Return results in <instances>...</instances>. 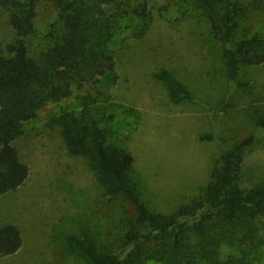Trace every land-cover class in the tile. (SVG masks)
<instances>
[{
  "label": "rangeland",
  "instance_id": "obj_1",
  "mask_svg": "<svg viewBox=\"0 0 264 264\" xmlns=\"http://www.w3.org/2000/svg\"><path fill=\"white\" fill-rule=\"evenodd\" d=\"M147 4L152 20L142 36L137 37L136 16L122 21L111 44L114 73L103 76L95 89L75 90L69 98L50 104L24 124L15 144L29 167L28 176L19 187L0 195V225L15 224L22 245L16 253L0 257V264H84L67 244L69 235L117 249L133 217L130 203L123 196L108 197L88 161L70 154L60 128L47 124L60 108L78 112V94L97 96L93 113L107 140L133 154L131 182L149 209L173 210L206 183L222 147L251 133L256 137L245 151L243 182L264 181V63L242 67L236 79H229L222 45L192 0ZM55 18L52 2L37 5L36 32L28 39L32 50L48 43L46 34ZM244 32L264 35V11L250 13ZM14 38L0 5V52ZM162 69L184 84L191 97L177 101L167 83L153 74ZM231 251L224 246L221 254Z\"/></svg>",
  "mask_w": 264,
  "mask_h": 264
},
{
  "label": "trees",
  "instance_id": "obj_2",
  "mask_svg": "<svg viewBox=\"0 0 264 264\" xmlns=\"http://www.w3.org/2000/svg\"><path fill=\"white\" fill-rule=\"evenodd\" d=\"M42 1L52 2L56 18L46 34L48 43L35 51L28 39L35 35L37 5ZM192 1L222 45L229 79H236L242 67L264 63V35L241 34L250 13L264 11V0ZM0 5L15 32L0 52L1 195L19 187L29 173L15 144L24 133V124L50 104L69 98L75 90L95 89L103 76L114 73L111 44L122 21L136 16L140 37L152 14L147 0L136 5L129 0H0ZM153 74L167 83L177 101L191 97L168 70ZM96 97L89 92L78 94V112L60 108L47 120L48 125L60 128L67 151L88 161L105 194L123 196L133 208L117 249L83 236L66 238L84 264H262L264 181L243 182L245 151L255 134L222 147L206 183L173 210L149 209L131 182L133 154L108 141L98 125L93 113ZM21 245V230L13 223L1 224L0 257L16 253ZM224 246L232 250L225 256L221 254Z\"/></svg>",
  "mask_w": 264,
  "mask_h": 264
}]
</instances>
